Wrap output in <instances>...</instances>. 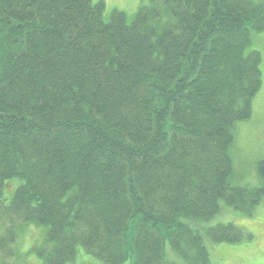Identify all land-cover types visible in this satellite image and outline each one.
I'll return each instance as SVG.
<instances>
[{"label":"trees","instance_id":"trees-1","mask_svg":"<svg viewBox=\"0 0 264 264\" xmlns=\"http://www.w3.org/2000/svg\"><path fill=\"white\" fill-rule=\"evenodd\" d=\"M263 31L264 0H0V258L18 225L46 229L43 264H212L207 238L254 240L209 222L264 202V160L241 188L230 157Z\"/></svg>","mask_w":264,"mask_h":264},{"label":"rangeland","instance_id":"rangeland-1","mask_svg":"<svg viewBox=\"0 0 264 264\" xmlns=\"http://www.w3.org/2000/svg\"><path fill=\"white\" fill-rule=\"evenodd\" d=\"M97 1V0H96ZM106 12L123 11L133 16L141 6L149 0H102ZM249 51L261 54L262 88L253 101V112L250 120L240 122L234 128V142L230 149L233 176L232 186L241 188H258L261 179L258 176L257 164L264 160V31L254 33ZM14 180L11 185H18ZM11 190H5L4 198L9 200ZM235 223L244 227L246 232L254 236L250 243L240 245L214 244L206 239L212 264H264V202L253 212L252 216L242 215L235 211L222 210L211 219L210 226ZM19 237L15 249L16 257L0 258V264H43L38 256L34 257L32 250L44 245L46 229L34 225H18ZM36 254V253H35ZM68 264H106L89 254L80 251L76 259ZM125 264H133L132 260Z\"/></svg>","mask_w":264,"mask_h":264}]
</instances>
